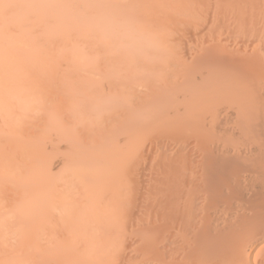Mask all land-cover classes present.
Instances as JSON below:
<instances>
[{
  "label": "bare ground",
  "instance_id": "bare-ground-1",
  "mask_svg": "<svg viewBox=\"0 0 264 264\" xmlns=\"http://www.w3.org/2000/svg\"><path fill=\"white\" fill-rule=\"evenodd\" d=\"M130 1L0 0V264H264V0Z\"/></svg>",
  "mask_w": 264,
  "mask_h": 264
},
{
  "label": "rangeland",
  "instance_id": "rangeland-1",
  "mask_svg": "<svg viewBox=\"0 0 264 264\" xmlns=\"http://www.w3.org/2000/svg\"><path fill=\"white\" fill-rule=\"evenodd\" d=\"M124 1H126V0H124ZM118 2H119V1H118ZM131 2H132V0L128 3V5L132 4V5H130V7L127 6V2H126V4H125V3H124V4L121 3L122 6L125 5V6H127L128 8H127V7L125 8V6H124V8H122V7L120 6V4H119V7H121L120 9H122V11H123V12H122V11L120 10V14H121V12H122L121 15H123V14L126 13L127 10H129V9L131 10V9L133 8V9H135V10L132 9V10H133V13H134V11H135V14H133V15H132V13L128 14V13H129L128 11H127V14L130 15V17H132V16L135 15V16L138 17L139 19L142 18V17H140V15H139V13H138V11L140 10L141 6H138V8H137V3H138L137 0L135 1L134 4H133L134 1H133L132 3H131ZM77 6H79V4H78ZM134 6H135L136 8H134ZM132 10H131V11H132ZM69 17H71V16H69ZM89 17H90V16H89ZM91 17H92V16H91ZM126 17H127V16H126ZM130 17H129V18H130ZM136 17H135V18H136ZM71 18H72V17H71ZM71 18H69V19H71ZM92 18H93V17H92ZM95 18H96V17H95ZM138 18H136V19H138ZM143 18H145V17H143ZM63 19H64V18H63ZM66 19H67V18H66ZM66 19H65V20H66ZM100 19H102V18H100ZM103 19H104V18H103ZM121 19H122V18H121ZM121 19H119V20H121ZM126 19H128V18H126ZM36 20H37V19H35V21H36ZM48 20H49V18H48ZM59 20H60V22H61V21H62V18H59ZM59 20H58V21H59ZM65 20L62 21L61 24H63V26H64V25H66V24L68 23V26H67V25H66V26L69 27V26L71 25L72 22L70 23V21H67L68 19H67L66 21H65ZM72 20H73V19H72ZM91 20H93V19H91ZM95 20H96V19H95ZM98 20H99V19H98ZM128 20H129V19H128ZM130 20H131V19H130ZM142 20H143V19H141L140 21H142ZM144 20H145V19H144ZM32 21H33V20H32ZM32 21H31V22L28 21L29 23H31V24H29V26H32V25L35 23V21H34V23L32 24ZM56 21H57V20H55V22H56ZM87 21H89V19H87ZM93 21H94V20H93ZM100 21H101V20H100ZM100 21H99V22H100ZM103 21H104V20H103ZM39 22H43V23H44V21H42V20H40ZM49 22H54V20H53V21L50 20ZM49 22H48V23H49ZM64 22H65L66 24H65ZM83 22H84V21H83ZM99 22H98V23H99ZM105 22H106V21H105ZM105 22H104V24H107V23H108V22H106V23H105ZM118 22H119V21H118ZM84 23H85V22H84ZM90 23H91V24H90ZM90 23L87 24L86 26H84V27H85V31H86V30L88 31V32H85L86 35H85V40H84V42L86 43V45H87L88 47H89V44H90V43L88 44L87 42H89V41L91 42V41H93V40L96 41V39L98 38L97 36H95L96 34H94V33H99V32H98V27H93V30L91 29V28H92V25L94 26L95 23H92V21H90ZM98 23H97V24H98ZM101 23H102V22H101ZM146 23H147V21H146ZM38 24H41V23H38ZM38 24H37V25H38ZM44 24H45V23H44ZM49 24H50V23H49ZM51 24H53V23H51ZM54 24H55V23H54ZM54 24H53V26H52V25H50V26L54 27ZM56 24H57V23H56ZM58 24L60 25V23H58ZM73 24H74V26L77 25V24L75 25V23H73ZM81 24H82V23H81ZM129 24H130V23H128V25H129ZM142 24H144L143 21H142ZM45 25H46V24H45ZM47 25H48V24H47ZM59 25H58V27H59ZM100 25H102V24H100ZM100 25H99V26H100ZM146 25H147V24H146ZM34 26H36V25L34 24L33 27H34ZM41 26H42V27H40V28L42 29V28H43V24H42ZM71 26H72V25H71ZM80 26H81V25H80ZM38 27H39V26H38ZM46 27H47V26H46ZM60 27H62V25H60ZM84 27H83V25H82V28H84ZM29 28H30V27H29ZM62 28H63V27H62ZM75 28H76V27H75ZM75 28H74V29H75ZM82 28H81V29H82ZM31 29H32V27H31ZM35 29H36V27H35ZM44 29H45V27H44ZM63 29L65 30V28H63ZM63 29L61 30L62 33H64V32L66 33V31H68V29H67L66 31L63 32ZM70 29H72V28H70ZM77 29H78V28H77ZM89 29H91V30H89ZM42 30H43V29H42ZM59 30H60V29H59ZM59 30H58V31H59ZM82 30H83V29H82ZM58 31H56L57 34H58ZM92 31H93L94 33H93V36H92V38H91L90 36H91V34H92ZM36 32H37V33L35 34V36H37V38H38V36H39L38 34H40V33H43V34H44L43 31L41 32V31H37V30H36ZM38 32H39V33H38ZM69 32L71 33V31H68V33H69ZM79 32H81V31H79ZM79 32H77V33L74 32V34H72V35L69 33L70 36H68V38L70 37V38H71L70 41H71V40H72V36H76V40H77L78 42L75 40V38H74L75 41L73 40V42H74V43L77 42V44L74 45V43H73L72 41H71V44L74 45V47H76V45L79 46V44L82 45L81 48H80V49L82 50V49L84 48V42L79 43V40H78V39H80V38H79L78 36H81L80 34H78ZM62 33H61V34H58V35L55 33V37H57V36L60 37L61 35H65V34H62ZM83 33H84V32H83ZM66 34H67V33H66ZM69 34H68V35H69ZM98 35L100 36V34H98ZM40 36H41V35H40ZM82 36H83L82 39H84V35H83V34H82ZM42 37H43V36H42ZM42 37H39V40H40V38H42ZM58 37H57V38H58ZM77 38H78V39H77ZM89 38H90V39H89ZM41 40H42V39H41ZM41 40H40V42H41ZM58 41H59V40L57 39L56 42L58 43ZM81 41H83V40H81ZM59 43H60V42H59ZM65 43H66V42H64V43L61 42L60 44H57V45L62 46L61 44L64 45ZM114 43H115V42H112V45H113L115 48H118L117 45L114 44ZM116 43H117V41H116ZM54 44H55V45L53 46V49H52L53 51H52V52H51V50L49 51V49H45V48L40 49V48H39V49H35V51H33V54H32V51H31V52H30V55H29V53L27 54V50H28V49H24V50L21 49L22 51H18V50H17L18 52H15V53L20 54V55L22 56V57L20 56L21 59L24 60V61H26L27 63H29V62L31 63L32 61H36V62H34V63H36V64L39 63V64H37V65H39V67L35 64V65H36L35 68L33 67V66H34V63H32L33 65H32V64L29 65L30 67L34 68L35 71H39L40 66H42V65L44 66L45 64H48V65H49V69L51 68V70H50V71L47 70L46 72H48V73L50 72V74H51V73L54 72V70L58 69L57 67H60V71H58V70H59V69H58V70L56 71V72H57L56 75H61L62 73L65 72L66 74H64V75H66V76L69 75V76H70L69 78H68V76L66 77V79L68 78V80H70V78H71L72 76H76V75H73V74L75 73L74 71H77L78 69H80V70L82 69L81 71L86 70V69L83 70V68H81L80 65H82L83 63H85V58H87V55H86V57L84 58V60H82L81 63H80V61H79V58L77 59V61H79V64H78V65H79V68H78V67H77L78 65L76 66L77 62H75V60H76L77 57H76V58L74 57L75 59L72 57L73 54H76V52H75L74 50H73L74 53L72 54V50H71V49L74 48V47L70 48V50H71L70 53H69V50H68V52L65 51V53H63V52H64V50H63V47H64V46H62V48H58V49L56 50L55 47H57V45H56V43H54ZM71 44L67 42V45H68L69 47H70ZM67 45H66V46H67ZM94 45H95L96 48H97V45H96V44H94ZM98 45H99V44H98ZM60 46H58V47H60ZM68 46H67V48H69ZM91 46H92L93 48H95L93 45H91ZM79 47H80V46H79ZM79 47H78V48H79ZM98 47H99V46H98ZM54 49H55V50H54ZM60 49H62L63 51H60ZM111 49H112V48H111ZM37 50H41V51H37ZM43 50H44V51H43ZM58 50H59L60 52H59ZM77 50H78V49H77ZM89 50H90V48H89ZM89 50H88V48H87V49H86V53H87V52H91V51H89ZM92 50H94V49H92ZM95 50H97V49H95ZM98 50H99V51H98ZM98 50H97V52H101V50H103V49L100 48V49H98ZM23 51H24V52H23ZM28 51H30V50H28ZM48 51H49V52H48ZM106 51H107V50H106ZM109 51H110V50H109ZM34 52H37V54H34ZM50 52H51V53H50ZM57 52H59V53H57ZM92 52H93V51H92ZM97 52H94V54H96ZM21 53H22V54H21ZM48 53H49V54H48ZM78 53H79V52H78ZM104 53H105V51H104ZM111 53H113V52H111ZM18 54H16V55H18ZM58 54H59V55H58ZM61 54H62V57H61ZM66 54H67V56H66ZM88 54L92 55L93 53H88ZM94 54H93V55H94ZM101 54H103V53H101ZM115 54H116V53H115ZM26 55H27V56H26ZM32 55H33V56H32ZM45 55H46V56H45ZM98 55H100V53H98ZM18 56H19V55H18ZM25 56H26V57H25ZM36 56H38V58H37ZM47 56H48L49 58H47ZM58 56H59V57H58ZM74 56H76V55H74ZM94 56H95V55H94ZM94 56H90V57H94ZM103 56L105 57V56H107V55H104V54H103V55L100 56V57H103ZM108 56H110V55H108ZM23 57L28 58V61H27V59H23ZM30 57H31V58H30ZM35 57H36L37 59H36ZM45 57H46V58H45ZM69 57H71V58H69ZM104 57H103V59H105ZM29 58H30L31 61H29ZM72 58H73V59H72ZM88 58H89V57H88ZM38 59H42V61H44V62H40V60H38ZM44 59H47V60H44ZM54 59H55V60H54ZM56 59H57V61H56ZM60 59H61V60H60ZM68 59H69V60H68ZM70 59H72L74 62L71 61ZM92 59H94V58H92ZM92 59H91V60H92ZM98 59L102 61V58H98ZM111 59H112V58H111ZM50 60H51V62H52L53 64L50 62ZM62 60L64 61V63H63ZM66 60H67V61H66ZM86 60H87V59H86ZM114 60H115V59H114ZM37 61H38V62H37ZM46 61H47V62H46ZM69 61H70L71 63H70ZM94 61L96 62L97 60H94ZM101 61H98V63L101 62ZM60 62H61V63H60ZM66 62H67V63H66ZM89 62H90V61H89ZM103 62H104V64H106L105 62H107V61H103ZM43 63H44V64H43ZM98 63L96 62L95 64H98ZM110 63H111V62H109L108 65H110ZM112 63H113V62H112ZM112 63H111V64H112ZM25 64H26V63H25ZM40 64H41V65H40ZM59 64H61V65H59ZM63 64H64L65 66H64ZM72 64H75V65H72ZM99 64H100V63H99ZM101 64H103V63L101 62ZM101 64H100V65H101ZM21 65H22V64H19V66H21ZM56 65H57V66H56ZM58 65H59V66H58ZM62 65H63V66H62ZM114 65H116V64L113 63L111 67H113ZM50 66H51V67H50ZM55 66H56V69L52 70V67L55 68ZM71 66H72V67L74 66L75 68L77 67V69L74 70V68H71ZM95 66H96V65H95ZM104 66H106V65H104ZM104 66H103V67H104ZM86 67H88L87 63L85 64V68H86ZM106 67H107V66H106ZM28 68H29V67H28ZM37 68H38V69H37ZM43 68H45V66L42 67V68H40V71H41V69H43ZM46 68H47V65H46ZM46 68L44 69V71L46 70ZM61 68H62L64 71H63ZM65 68H67V69H65ZM69 68H71V70H70ZM91 68H93V67H91ZM114 68H116V66H114ZM47 69H48V68H47ZM87 69H88V68H87ZM108 69H109V68H108ZM108 69H107V70H108ZM65 70H66V71H65ZM72 70H73V72H71ZM110 70H111V69H110ZM112 70H113V69H112ZM51 71H53V72H51ZM94 71H95V70H94ZM58 72H59V73L62 72V73L59 74ZM77 72H79V71H77ZM77 72H76L75 74H77ZM97 72L99 73V70H98ZM102 72H103V73H102L103 75L101 74V76H104V78L106 77L107 80H108V78L115 79V78L117 77V75L114 74V73H116V71H115V72H114V71H112V72H111V71H110V72L108 71V73L105 74V73H106V70L104 69V71L102 70ZM72 73H73V74H72ZM79 73H80V72H79ZM79 73H78L79 76H78V75L76 76L77 78H80L81 75L84 77L83 74H79ZM93 73H94V72H93ZM91 74H92V73H91ZM113 74H114V75H113ZM54 75H55V74H54ZM91 76H93V75H91ZM89 77H90V76H89ZM55 78H56V80H57L58 77L55 76ZM74 78H75V77H72V79L70 80L71 83H72L73 80H74V82L76 81ZM97 78H98V77H97ZM101 78H102V77H101ZM106 78H105V80H106ZM60 79H63V75L59 76V79H58V80H59V81H63V80H64V79H63V80H60ZM66 79H65V80H66ZM80 79L83 80V78H80ZM98 80H99V78H98ZM102 80L105 81L104 79H102ZM70 81H69V82L67 81L68 84H66V86H67V85L70 86V85H69ZM77 81H79V80L77 79ZM100 81H101V79H100ZM63 82H64V81H63ZM106 82H107V81H106ZM61 83H62V82H61ZM64 83H66V81H65ZM78 83H79V82H78ZM78 83H77V85H76V82L74 83V85H73V83H72L71 85H73V86H71V87H72L73 89H76V86L79 87L80 84H81V83H79V85H78ZM81 85H82V84H81ZM64 86H65V85H64ZM66 86H65V87H66ZM65 87H63V88L65 89ZM81 88H82V87H81ZM83 88H84V87H83ZM64 100H66V102L68 103V105H70L69 102H68V100L66 99V97L64 98ZM62 101H63V100H62ZM63 105H65V104H63ZM66 105H67V104H66ZM69 107H70V106H69ZM63 108L67 109L66 107L63 106L62 109H60V110L58 109V110L61 111V110H63ZM72 109H73V110H72V116H73V115H74V112L76 111V108H72ZM49 110H51V109H49ZM58 110H57V112H58L57 114H59V116H60L59 119H60V118H62L61 116H62V112H63V111L60 113ZM69 110H70V109H69ZM46 112H48V111H46ZM65 112H67V111L65 110ZM65 112H63V113H65ZM48 113H52V110H51V112H48ZM55 113H56V112H55ZM55 113H54V114H55ZM67 114L69 115L70 112H68ZM67 114H66V115H67ZM70 115H71V114H70ZM75 115H77V114L75 113ZM75 115H74V117H75ZM72 116H71V117L69 116V118H68V117L66 118V117L64 116L65 119L63 118V121H61V120H59V122L57 121L56 123L59 125V128H60L61 125H63L64 123H65V125L63 126L64 128H66L67 125H68V127H69V125L72 123V124H71V125H72V128L70 129V127H69L70 130H67L68 132H69V131H72V129H74L75 127H77L75 124H74L75 126L73 127V123H74L75 120H74L73 122H68V120L70 121V118H71V120L73 119ZM65 120L68 122V124L66 123ZM63 122H64V123H63ZM56 123H55V124H56ZM60 123H61V124H60ZM53 124H54V123H53ZM55 124H54V125H55ZM54 125L51 126V124H50L49 126H50V128H51V127L54 128ZM71 125H70V126H71ZM49 126H46V129L49 128ZM65 126H66V127H65ZM56 127H57V126L55 125V128H56ZM63 127H61L62 130H64ZM68 127H67V129H68ZM53 128H52V129H53ZM57 128H58V127H57ZM46 129H44L46 135H48L47 133L50 134L51 131H48V130H46ZM49 130H51V129H49ZM53 130H54V132H53L52 134H54V135H53V137H54V136L56 135V134H55V133H56L55 131L58 130V129H56V130L53 129ZM53 130H52V131H53ZM46 131H47V132H46ZM65 131H66V130H65ZM73 131L75 132V133L73 134V135H74L73 137H75L74 139L76 140V136H75V135H76L77 133H76V130H75V129H74ZM43 133H44V132H43ZM69 134H70V133H69ZM46 135H44V136H46ZM71 135H72V133H71ZM71 135L69 136L70 138H71ZM7 136H8V135H7ZM41 136H42V135H41ZM41 136H40V138L42 139ZM48 136H49V135H48ZM11 137H12V135H11ZM49 137H52L51 134H50ZM9 138H10V136H9ZM38 138H39V137H36V140L39 141L40 138H39V139H38ZM10 139H12V138H10ZM44 139H45V138H44ZM46 139H47V141L50 140L49 138H46ZM48 139H49V140H48ZM74 139H72L71 142H73ZM83 139H84V138H83ZM4 140L6 141L7 139H4ZM11 141H13V140H11ZM11 141H9L10 143H9L8 145L5 144L6 146H8V149H9V145L13 144ZM14 141L19 142V141H17V140H14ZM14 141H13V142H14ZM26 141H27V140H26ZM38 141H36L37 144H38ZM40 141H43V139L40 140ZM45 141H46V140H45ZM69 141H70V140H69ZM76 141H77V142H76ZM76 141H74V142L77 143V144H76V143H75V144L77 145L78 150H79V148L84 150V148H81V144H82V143L85 144L86 141H85V140H78V139H77ZM78 141H80V142H78ZM1 142H2V141H1ZM1 142H0V148H2V146H1L2 143H1ZM23 142H24V141H23ZM43 142H44V141H43ZM43 142H42V143L39 142V143H41V144L43 145ZM62 142H64V141H62ZM62 142H61V141H60V142H58V141H57V142L54 141V143H58V144H54V145H52L53 147L51 146V147H50L51 149L46 147L47 149H45V151L47 150L48 152H52V151L54 150V151L52 152V155H53V153H54L55 156H56V154H57V155H58V154H62V155H63V154H64V155H66V154H70V153H69V150H71L72 147L70 148V147H69L70 145H67L66 147L60 148V146H58V145H59L60 143H62ZM3 143H4V141H3ZM26 143L29 144L28 141H27ZM32 143H34V142H32ZM32 143H31V144H32ZM36 143H35V145H36ZM64 143H66V142H64ZM86 143H87V142H86ZM15 144H16V143H15ZM17 144H18V143H17ZM22 144H23V143H22ZM52 144H53V143H52ZM75 144H74V145H75ZM84 144H82L83 147H85ZM104 144H105V143H103L102 146H100V147L103 148V147H104V146H103ZM106 144H107V143H106ZM2 145H3V144H2ZM33 145H34V144H33ZM39 145H40V144H39ZM39 145H38V146H39ZM45 145H46V144H45ZM47 145H49V144L47 143ZM76 145H75V146H76ZM14 146H16V145H14ZM25 146H26V145H25ZM40 146H41V145H40ZM78 146H79V147H78ZM86 146H87V145H86ZM105 146H106V145H105ZM12 147H13V146H12ZM100 147H98V149H99ZM13 148H15V147H13ZM85 148L87 149L88 147H85ZM75 149H76V148H75ZM86 149H85L84 151H86ZM100 149H101V148H100ZM5 150H7V149H5ZM42 150H43V148H42ZM61 150H63V153H62ZM78 150H76V151H78ZM0 151H1V150H0ZM72 151H74V150H73V149L71 150V154L74 153V152L72 153ZM79 152H82V150H81V151L79 150ZM46 153H47V152H46ZM43 154H44V153H43ZM50 154H51V153H50ZM46 155H47V154H46ZM62 155H61L60 157H62ZM64 155H63V156H64ZM76 155H78V154H76ZM76 155H74V156L76 157ZM82 155H83V154H82ZM42 156H44L45 159H46L47 156H49V154H48L47 156H45V154L42 155ZM50 156H51V155H50ZM67 156H68V155H67ZM67 156H66V157H67ZM69 156H70V155H69ZM71 156H73V155H71ZM84 156H85V155H84ZM84 156H82V157H84ZM51 157H52V156H51ZM66 157H64V159H66ZM79 157H80V156H79ZM53 158H54V156H53ZM69 158H70V157H68V159H69ZM73 158H74V157H73ZM73 158H72V159H73ZM13 159H14V158H13ZM74 159H75V158H74ZM14 160H15V159H14ZM46 160L48 161V159H46ZM49 160H50V158H49ZM69 160H71V158H70ZM41 162H42V161H41ZM43 163H44V160H43V162H42L41 164L43 165ZM56 173H58V172H56ZM57 175H58V174H57ZM37 260H38V259H37ZM40 261H41V260H40ZM38 262H39V260H38ZM41 262H42V261H41ZM41 262H39V263H37V264H41ZM53 262H54V261H53ZM42 263H43V262H42ZM35 264H36V262H35ZM45 264H46V263H45ZM51 264H53V263H51Z\"/></svg>",
  "mask_w": 264,
  "mask_h": 264
}]
</instances>
